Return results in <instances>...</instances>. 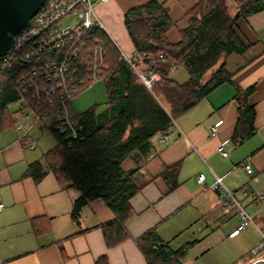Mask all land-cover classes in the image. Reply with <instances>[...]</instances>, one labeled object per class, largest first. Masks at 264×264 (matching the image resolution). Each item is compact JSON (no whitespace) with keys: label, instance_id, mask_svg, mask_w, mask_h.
I'll use <instances>...</instances> for the list:
<instances>
[{"label":"crops","instance_id":"obj_1","mask_svg":"<svg viewBox=\"0 0 264 264\" xmlns=\"http://www.w3.org/2000/svg\"><path fill=\"white\" fill-rule=\"evenodd\" d=\"M141 1L97 3L108 31L129 52L134 48L123 16ZM159 1L176 21L166 34L175 42L179 30L188 23L186 11L198 0ZM238 31L251 46L244 54L227 58L232 80L180 114L167 131L166 141L157 134L152 138L151 151L131 153L122 159L124 169L138 168V181H149L131 198L132 215L126 222L129 236L116 245H106L99 227L114 216L106 202L101 198L89 200L81 207L76 222L72 209L79 189L61 184L51 172L38 181L24 175L28 164L40 158L37 143L29 148L18 141L14 124L0 129V201L5 203L0 211V264H93L102 254L107 255L109 264H147L136 238L153 227L174 248L195 240L182 259L184 264H242L244 256L260 241L258 227L264 229V9L239 18ZM107 36L119 46L114 36ZM176 67L170 76L180 81L182 75L174 77L172 73ZM252 84L249 101L255 105V132L235 142L236 87ZM212 125L217 126L215 134L211 133ZM220 143L228 156L217 152ZM176 162L178 183L170 189L158 174ZM245 162L251 164V172L246 171ZM200 172L205 173L203 184L197 180ZM214 174L222 176L224 183L236 191L256 225L248 223L233 233L241 217L235 205L223 203L218 192L209 188Z\"/></svg>","mask_w":264,"mask_h":264},{"label":"trees","instance_id":"obj_2","mask_svg":"<svg viewBox=\"0 0 264 264\" xmlns=\"http://www.w3.org/2000/svg\"><path fill=\"white\" fill-rule=\"evenodd\" d=\"M230 2L198 0L186 11L188 23L179 30L180 37L175 42L169 41L166 34L176 21L162 1L143 0L124 12L129 38L140 53L137 63L143 70L161 74L151 88L119 58L117 47L103 29L92 30L95 37L104 39L100 40L108 64L103 76L108 94L106 106L98 109L92 105L77 113L84 125V138L68 140L55 133L56 143L30 162L24 175L38 181L51 172L61 184L79 189L72 209L76 222L85 203L103 199L114 214L99 224L107 246L128 238L126 222L132 215L131 198L149 181H138V168L124 169L122 159L131 153L151 151L155 135L167 134L180 114L220 84L231 81L233 72L226 66L227 58L244 54L251 46L242 39L238 20L264 9V0H233L234 7ZM159 52L165 58L153 63ZM178 62L187 71L184 81L170 76ZM25 67L17 56L0 59V129L14 124L17 111L10 110L9 105L16 101L19 75ZM253 89V84L236 87L238 117L232 136L235 142H242L255 132V105L249 101ZM178 164L166 165L158 174L167 180L170 189L178 183ZM194 241L174 248L155 227L136 238L147 264H184L182 259ZM93 264H109L107 255H100Z\"/></svg>","mask_w":264,"mask_h":264},{"label":"built area","instance_id":"obj_3","mask_svg":"<svg viewBox=\"0 0 264 264\" xmlns=\"http://www.w3.org/2000/svg\"><path fill=\"white\" fill-rule=\"evenodd\" d=\"M106 1L45 0L29 25L14 35L13 45L3 57L9 60L17 56L26 65L25 74L18 80L15 103L18 104L16 111L20 118L14 127L19 131L17 140L27 147L36 145V129L40 135L51 132L68 140L84 138V125L69 101L84 89V84L103 77L108 68L104 44L92 34L95 28L104 30V23L95 7L97 3ZM68 16H73L74 20L60 25L59 22ZM87 41L93 42V46L87 48ZM117 48L119 58L138 74L147 87L151 88L160 79L159 72L141 69L136 59L140 53L136 49L128 53L119 46ZM164 58V54L159 52L153 63ZM210 130L215 134L217 126L212 125ZM159 139L166 141L167 135H160ZM216 150L225 157L229 154L223 143L218 144ZM244 167L247 172L252 171L249 162H245ZM197 180L203 184L205 173L200 172ZM209 188L218 192L223 203L236 206L241 221L234 228V234L248 223L256 225L253 215L236 191L224 183L222 176L214 174ZM252 195L256 196L254 192ZM4 207L5 203L0 201V211ZM258 230L260 241L244 256L242 264L264 262V229L258 227Z\"/></svg>","mask_w":264,"mask_h":264},{"label":"rangeland","instance_id":"obj_4","mask_svg":"<svg viewBox=\"0 0 264 264\" xmlns=\"http://www.w3.org/2000/svg\"><path fill=\"white\" fill-rule=\"evenodd\" d=\"M232 1L233 0H231L230 3H232V5L234 7V4ZM95 9H96L98 16L101 18V20L104 23V26H105L104 30L107 32V34L109 36H112L111 33L108 31L107 23L105 22V19L103 18L101 10H99L98 4H96ZM73 20H74L73 16H68V17L62 19L59 23H60V25H62V24L71 22ZM100 39L102 41H104L103 38H100ZM113 40L116 42V44H118L120 47H122L126 52L130 53L128 51L129 49L120 43L119 38L115 37ZM92 46H93V42H91V41L86 42L87 48H90ZM172 73H173L174 77H180L182 75L183 78L180 81H184L187 78V71L181 62L177 63V67H176L175 71ZM24 74H25V71L22 70L20 72L19 77H21ZM107 99H108V94H107V90H106V83H105L104 78L101 77L97 81L91 83L86 88L79 91L75 96H73L71 98V100L69 101V105L72 107L74 112L80 113L92 105H97L98 109L105 107ZM9 108H10V110H17L18 104L14 102V103L9 105ZM17 113L18 112H16L14 115L15 120L19 119ZM35 135L38 137L36 152H38L39 156L42 157V154L56 143V137L51 132H49L45 135H40L38 133L37 129L35 130Z\"/></svg>","mask_w":264,"mask_h":264},{"label":"water","instance_id":"obj_5","mask_svg":"<svg viewBox=\"0 0 264 264\" xmlns=\"http://www.w3.org/2000/svg\"><path fill=\"white\" fill-rule=\"evenodd\" d=\"M45 0H0V59L12 47L14 35L27 27Z\"/></svg>","mask_w":264,"mask_h":264}]
</instances>
